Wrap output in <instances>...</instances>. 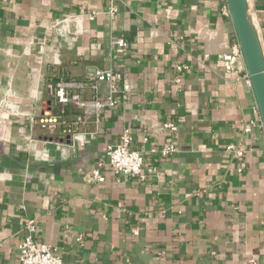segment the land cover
<instances>
[{"label": "crops", "instance_id": "crops-1", "mask_svg": "<svg viewBox=\"0 0 264 264\" xmlns=\"http://www.w3.org/2000/svg\"><path fill=\"white\" fill-rule=\"evenodd\" d=\"M247 1L264 52V0ZM115 4L111 16L110 0H0V97L21 109L0 119V264H18L28 220L67 262L264 264V130L244 57L232 69L222 59L240 45L227 1ZM106 67L121 92L86 115L84 146L41 125L58 113L50 83ZM80 112L70 104L68 120ZM163 120L178 130H158ZM127 126L145 178L117 181L106 149ZM169 143V156L150 151ZM96 167L102 182L87 178Z\"/></svg>", "mask_w": 264, "mask_h": 264}, {"label": "built area", "instance_id": "built-area-1", "mask_svg": "<svg viewBox=\"0 0 264 264\" xmlns=\"http://www.w3.org/2000/svg\"><path fill=\"white\" fill-rule=\"evenodd\" d=\"M110 1L111 5L109 6L108 12L113 16L118 11V8L115 4V0ZM94 16L95 13H92L90 18L93 19ZM114 43L120 48H124L127 45L125 39L121 37L115 39ZM237 55L243 58L240 45L236 52L223 55L222 59L228 69L235 68L233 62ZM183 68L184 67L181 64L176 65L178 72H182ZM244 70L246 71L248 81H250L246 66L244 67ZM122 78L123 76L121 72L116 71L113 67H106L88 69L82 79H61L56 83H50L48 85V93L56 101L58 113H51L47 116L43 115L39 119V122L43 127L50 129L61 128L63 135H68L71 139V146L74 147L77 144L84 146L87 142V138L86 132L81 129V126L86 122V115L94 114L96 117H99L100 112L103 109L111 107L116 103L115 95L121 92L119 82ZM177 81H180V77H177ZM102 83L108 84V92L104 97L101 96ZM84 89H90L92 91L91 98L82 97L81 91ZM70 104L82 110V112L77 114L72 120H68L67 118V109ZM255 110L258 113V121L261 122L257 104ZM19 115H21L20 104L11 100L8 92L0 97V119ZM255 124L256 120L254 119L247 121L243 126V135H250ZM158 130L176 132L178 130V125L173 120H163L159 124ZM144 140L146 141L147 139L145 138ZM56 142L64 149L65 146L63 142ZM227 149L233 150L236 148L234 144H229ZM176 150L177 148L173 143L161 147H152L150 149L151 152L158 153L161 157L169 156ZM237 153L242 155L243 151L237 149ZM106 156L107 163L117 181L127 178H145L144 152L137 147H134L130 127H124L117 142L107 145ZM87 178L91 181L96 180L98 182L105 180V176L100 174L99 167L92 169L88 173ZM25 226L28 230V234L18 246V264H85L84 261H65L61 254H59L57 247L36 239L33 234L36 229L35 221L28 220ZM133 233L138 234L139 229H133ZM81 238V235L77 237L78 240Z\"/></svg>", "mask_w": 264, "mask_h": 264}, {"label": "water", "instance_id": "water-1", "mask_svg": "<svg viewBox=\"0 0 264 264\" xmlns=\"http://www.w3.org/2000/svg\"><path fill=\"white\" fill-rule=\"evenodd\" d=\"M243 53L264 130V52L250 18L247 0H226Z\"/></svg>", "mask_w": 264, "mask_h": 264}]
</instances>
